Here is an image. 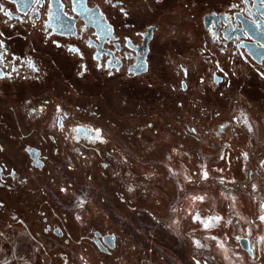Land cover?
I'll list each match as a JSON object with an SVG mask.
<instances>
[{
    "label": "flooded vegetation",
    "instance_id": "flooded-vegetation-1",
    "mask_svg": "<svg viewBox=\"0 0 264 264\" xmlns=\"http://www.w3.org/2000/svg\"><path fill=\"white\" fill-rule=\"evenodd\" d=\"M0 7V237L127 264L131 213H187L214 160L264 181V0Z\"/></svg>",
    "mask_w": 264,
    "mask_h": 264
},
{
    "label": "rangeland",
    "instance_id": "rangeland-1",
    "mask_svg": "<svg viewBox=\"0 0 264 264\" xmlns=\"http://www.w3.org/2000/svg\"><path fill=\"white\" fill-rule=\"evenodd\" d=\"M223 161L225 167L220 174L217 172L223 167L222 160L212 163L210 178L203 182L207 183L206 191H203L205 187L194 184L193 190L187 193L184 206L187 213L161 208L159 222L151 210L143 214L141 211L131 213L128 233L136 238L138 251L132 252L127 264H264V219H261L264 216V181L259 185L245 181L246 160ZM202 173L203 169L194 181H201ZM162 178L170 180L169 175ZM73 203L77 206V202ZM196 216L198 220L194 219ZM214 217L220 219H211ZM205 223L211 226L206 228ZM136 227L142 228V232ZM11 236L0 237V264H51L37 259L40 257H37V246L21 243L24 235ZM139 236L156 238L158 244L147 240L139 243ZM237 236L249 238L254 246L253 257L240 247ZM76 262L85 264L78 259Z\"/></svg>",
    "mask_w": 264,
    "mask_h": 264
},
{
    "label": "water",
    "instance_id": "water-1",
    "mask_svg": "<svg viewBox=\"0 0 264 264\" xmlns=\"http://www.w3.org/2000/svg\"><path fill=\"white\" fill-rule=\"evenodd\" d=\"M237 241L240 245V247L246 251L249 256L253 257L254 254H253V249H254V246L250 243V240L248 237L246 236H237Z\"/></svg>",
    "mask_w": 264,
    "mask_h": 264
},
{
    "label": "snow or ice",
    "instance_id": "snow-or-ice-1",
    "mask_svg": "<svg viewBox=\"0 0 264 264\" xmlns=\"http://www.w3.org/2000/svg\"><path fill=\"white\" fill-rule=\"evenodd\" d=\"M36 2H39V0H36ZM0 10H3L2 9V7H0ZM109 31H111L110 29H109ZM99 130H97V132H98ZM194 131V130H193ZM203 175L205 176V177H207V172L205 171L204 173H203ZM193 199H203V197H194ZM194 219H199V217L198 216H196V217H194ZM211 219H215V220H219L220 218L219 217H214V218H211ZM261 219H264V217H261ZM211 226V224L210 223H205L204 224V227H210Z\"/></svg>",
    "mask_w": 264,
    "mask_h": 264
},
{
    "label": "crops",
    "instance_id": "crops-1",
    "mask_svg": "<svg viewBox=\"0 0 264 264\" xmlns=\"http://www.w3.org/2000/svg\"><path fill=\"white\" fill-rule=\"evenodd\" d=\"M206 248H207V246H206Z\"/></svg>",
    "mask_w": 264,
    "mask_h": 264
}]
</instances>
